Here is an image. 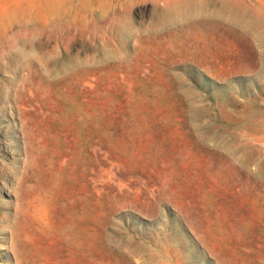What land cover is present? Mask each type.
<instances>
[{"label":"rangeland","instance_id":"obj_1","mask_svg":"<svg viewBox=\"0 0 264 264\" xmlns=\"http://www.w3.org/2000/svg\"><path fill=\"white\" fill-rule=\"evenodd\" d=\"M0 264H264V0H0Z\"/></svg>","mask_w":264,"mask_h":264},{"label":"bare ground","instance_id":"obj_2","mask_svg":"<svg viewBox=\"0 0 264 264\" xmlns=\"http://www.w3.org/2000/svg\"><path fill=\"white\" fill-rule=\"evenodd\" d=\"M50 204V203H49Z\"/></svg>","mask_w":264,"mask_h":264}]
</instances>
